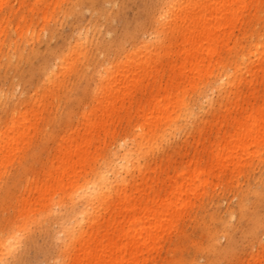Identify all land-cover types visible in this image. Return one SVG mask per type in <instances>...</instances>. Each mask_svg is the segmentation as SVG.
<instances>
[{
  "label": "rangeland",
  "instance_id": "rangeland-1",
  "mask_svg": "<svg viewBox=\"0 0 264 264\" xmlns=\"http://www.w3.org/2000/svg\"><path fill=\"white\" fill-rule=\"evenodd\" d=\"M165 1L0 0V91L6 96L0 133L11 110L28 114L25 136L0 152V233L13 222L19 228L0 264L68 263L71 250L61 251L57 218L61 208L77 202L69 186L108 162L122 141L139 143L133 165L117 167L107 205L97 203L92 211L97 227L83 224L74 252L83 239H100L119 211L120 189L139 205L158 194L154 207L163 209L188 164L201 160L207 170L210 151L224 141L214 138L216 132L235 126L223 119L242 121L263 111L264 75L250 74L258 63L264 68V0L242 1L244 9L217 32L212 52L203 49L199 71L190 74L180 73L181 59L172 55L179 41L167 39ZM140 40L150 43L147 68L117 85L111 79L120 77L117 66ZM235 67L240 73L231 86L218 90V77ZM165 101L168 109L158 105ZM74 137L83 145L71 162L61 160L59 149H73ZM253 150L239 158L233 173L231 165L219 173L216 167L207 187L184 196L179 212L158 227L152 249L135 264H251L252 258L264 264V143ZM68 161L66 167L72 166L59 180ZM44 189L47 199L41 198ZM26 211L31 218L21 230L17 217Z\"/></svg>",
  "mask_w": 264,
  "mask_h": 264
},
{
  "label": "bare ground",
  "instance_id": "bare-ground-1",
  "mask_svg": "<svg viewBox=\"0 0 264 264\" xmlns=\"http://www.w3.org/2000/svg\"><path fill=\"white\" fill-rule=\"evenodd\" d=\"M244 0H166L164 3L163 15L170 17L167 20V26L170 28V35L167 37L169 41L178 38V51L173 52L174 57L181 59L182 65L180 73L190 74L193 71L197 73L200 69L198 63L201 53L212 52V40L219 30L228 27L236 13L244 9V5L240 4ZM221 25V26H220ZM177 28V35L173 36V32ZM172 45L169 42V46ZM150 43L140 40L138 46L129 54L128 61L123 62L116 68V73L120 75L117 78H111L117 85L125 83L126 79L132 75H137L139 69L145 70L147 62L151 59V55L147 53ZM78 47V45L76 46ZM263 51V46L260 47ZM204 49V50H203ZM257 46L254 47V55L259 54ZM141 52V53H140ZM157 57V53L153 55ZM264 59V58H263ZM64 61V58L60 59ZM264 61V60H263ZM190 65L185 71L184 66ZM262 64H256V69L250 75L262 73L264 68ZM240 73V68L235 67L231 74H225L218 77L216 88L223 89L227 84L229 87L233 79ZM107 87V83L105 85ZM104 86V87H105ZM113 89V88H112ZM112 93H108L110 97ZM4 92L0 91V104L5 99ZM105 97H101L104 100ZM106 99V98H105ZM110 98L106 100L108 102ZM107 104V103H106ZM159 106L168 109V101L158 102ZM106 106V105H105ZM106 113L107 110L103 111ZM10 124L0 133V152H6L16 148L18 139L25 136L27 130L28 114L23 112L16 116L13 109L9 114ZM84 120L90 124L91 120L84 115ZM151 117H149L148 121ZM164 121H167L166 118ZM234 121L235 126L231 132L217 131L214 138L224 140L210 151L212 162L207 165V170L202 168V161L196 160L187 166V172H182L176 189L171 192L164 200V208H157L158 194H154L146 199L142 205L130 203L127 200L125 191H119L118 209L107 223L105 232L100 239L85 238L78 242L76 252L73 246L84 232L81 230L83 224L89 223L88 228L94 229L98 223L93 218L92 211L96 204L106 206L109 196L111 182L116 178L117 167L129 169L133 165L131 156L137 150L138 142L126 143L122 141V147L118 151L114 150L110 153L108 162L94 168L86 175L81 182L74 181L70 184L69 189L76 192L77 202L71 200L69 205L61 208V212L57 218V223L61 233V251L70 248L67 264H135L144 252H149L158 232V227L162 226L171 217L179 212V204L184 196L194 193L197 189H204L209 184V177L212 178L214 168H218V173L226 166H232V173L236 165L239 164V158H243L249 153L251 148L254 152L258 151V147L264 143V107L263 111L249 112L245 114L243 120H239L236 116H230L221 122ZM73 149L65 147L59 149L61 160H69L77 150L81 148L82 143H77L76 138L72 139ZM71 144V143H70ZM252 151V152H253ZM69 161L63 164L62 170L59 172L58 179L61 180L65 176V170L71 168ZM71 164V163H70ZM122 182V180H121ZM120 182V183H121ZM49 190H41V198L44 199ZM122 209L127 210V214L123 216ZM137 210L142 212L138 216ZM121 217V218H120ZM17 218L22 219V227L31 218L30 211L20 214ZM90 221H93L90 223ZM13 222L8 231L0 233V256L6 253L11 246L18 240L19 228ZM78 230L79 233L77 232ZM259 254V253H258ZM252 263H258L252 258Z\"/></svg>",
  "mask_w": 264,
  "mask_h": 264
}]
</instances>
